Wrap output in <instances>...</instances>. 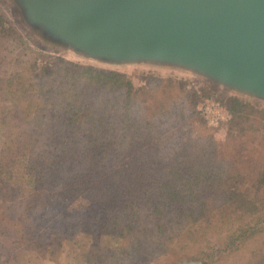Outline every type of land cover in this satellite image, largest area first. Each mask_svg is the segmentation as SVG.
Masks as SVG:
<instances>
[{
    "label": "trees",
    "instance_id": "obj_1",
    "mask_svg": "<svg viewBox=\"0 0 264 264\" xmlns=\"http://www.w3.org/2000/svg\"><path fill=\"white\" fill-rule=\"evenodd\" d=\"M1 40L3 164L28 158L35 184L27 210L45 211L56 245L71 239L78 220L96 238L126 239L139 257L134 264L171 254L176 264L223 263L251 243L249 256L228 264H264V163L251 150L237 146L234 160H225L211 133L185 123L154 74L156 85L138 88L122 73L47 60L13 27ZM215 100L233 128L260 113L236 96ZM81 198L90 204L73 211Z\"/></svg>",
    "mask_w": 264,
    "mask_h": 264
},
{
    "label": "water",
    "instance_id": "obj_2",
    "mask_svg": "<svg viewBox=\"0 0 264 264\" xmlns=\"http://www.w3.org/2000/svg\"><path fill=\"white\" fill-rule=\"evenodd\" d=\"M9 1L77 57L171 68L264 106V0Z\"/></svg>",
    "mask_w": 264,
    "mask_h": 264
},
{
    "label": "rangeland",
    "instance_id": "obj_3",
    "mask_svg": "<svg viewBox=\"0 0 264 264\" xmlns=\"http://www.w3.org/2000/svg\"><path fill=\"white\" fill-rule=\"evenodd\" d=\"M9 4H11L9 0H0V25H2L0 27V43H3L1 36L7 34L9 27H13L32 50L43 53L47 60L73 62L81 67L122 73L127 75L133 85L138 88L149 86V83L156 85L153 79L149 78L151 74H154L160 81H163V83H159L162 94L167 95L168 91H163V89L168 88L170 98L179 105V110L185 115V123L188 126L191 124L194 131L203 128L202 131L211 133L213 141L217 142V149L223 154H228L224 157L225 160H234L231 151L237 146L244 145L246 146L244 149L251 150L255 163H264L263 105L243 99L254 104L260 113H246L244 122L238 128H233L229 123L219 128H210L202 115L201 106L205 99L225 100L227 97L234 96L228 91L167 67H151L144 64L108 66L77 57L74 53L46 41L37 32L31 31L25 25L20 12ZM6 44L13 46V43L6 42ZM47 60L43 59L41 64ZM193 99L194 103H192ZM194 112H200V115L195 116ZM247 117H249L248 120ZM243 127L246 128V131L239 132ZM5 130V122L0 121V264H134L139 260L136 250L128 244L126 239L104 234L96 238L97 232L87 233L84 225L78 220L76 225L71 228V239L65 238L56 245V241H54L56 237L49 236L50 225L44 224V220L47 219V217H42L46 215L45 211L32 210L33 208L31 211L27 210L30 204L29 197L34 195L35 184L34 177L27 170L28 158L19 157L11 166L3 164L2 135ZM233 133L236 134V138L233 137ZM201 137L205 140L206 137L209 138L205 132ZM229 145L232 146L230 150ZM219 157L222 158L221 155ZM89 204L88 200L81 198L73 201L70 207L74 209L73 211H81L85 210ZM59 229L58 227L54 230ZM24 231L29 237H25ZM34 237L37 238L34 240ZM27 240L33 242L25 243ZM14 241L17 242L15 246ZM253 242L255 245L257 240H253ZM262 243L263 239H260L258 245ZM37 244L41 246H37ZM251 247H243L238 254L226 256L223 263L217 262V264H228L233 257L242 260L240 258L249 256ZM177 260V256L174 254L156 258L151 255L144 258L141 264H176ZM172 261L175 262L171 263Z\"/></svg>",
    "mask_w": 264,
    "mask_h": 264
},
{
    "label": "built area",
    "instance_id": "obj_4",
    "mask_svg": "<svg viewBox=\"0 0 264 264\" xmlns=\"http://www.w3.org/2000/svg\"><path fill=\"white\" fill-rule=\"evenodd\" d=\"M201 111L206 124L210 128L222 127L232 118L226 106L215 99H205Z\"/></svg>",
    "mask_w": 264,
    "mask_h": 264
}]
</instances>
